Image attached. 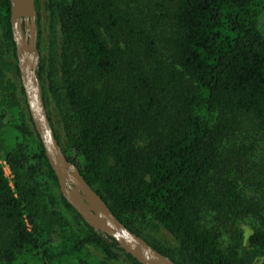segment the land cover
<instances>
[{"label":"trees","instance_id":"trees-1","mask_svg":"<svg viewBox=\"0 0 264 264\" xmlns=\"http://www.w3.org/2000/svg\"><path fill=\"white\" fill-rule=\"evenodd\" d=\"M34 8L49 125L117 219L177 264H264V0H46L57 27L48 44ZM10 18L0 0V63L13 72L0 99V264H140L61 191L47 194L46 180L59 184L20 84ZM57 76L54 93L46 81ZM247 219L257 221L250 233ZM159 228L173 253L147 239Z\"/></svg>","mask_w":264,"mask_h":264},{"label":"water","instance_id":"water-1","mask_svg":"<svg viewBox=\"0 0 264 264\" xmlns=\"http://www.w3.org/2000/svg\"><path fill=\"white\" fill-rule=\"evenodd\" d=\"M9 1L12 35L28 110L46 157L57 177L62 195L93 229L114 239L121 249L140 264H177L127 229L111 212L105 201L85 181L79 170L70 165L61 153L49 125L35 70L37 48L34 0Z\"/></svg>","mask_w":264,"mask_h":264},{"label":"rangeland","instance_id":"rangeland-1","mask_svg":"<svg viewBox=\"0 0 264 264\" xmlns=\"http://www.w3.org/2000/svg\"><path fill=\"white\" fill-rule=\"evenodd\" d=\"M45 3H46V0H38V7L40 10V14L42 16L41 17V19H42V22H41L42 23V39H43V41L47 42V44H48V38L50 36H52V34L54 35V32H55V36H56L57 27H56L55 22H52L49 18H47V16H46L47 14L45 12ZM258 26L263 31V35H264V11L259 16ZM17 64H18V59H17ZM0 66L2 69V70H0V99H1L2 92L5 93L4 87L7 85L9 80L12 81L13 72L6 65H3L0 63ZM18 69H19V66H18ZM16 80L18 81V79L15 76L14 81L16 82ZM57 81H58V76L55 77V80L53 77L52 81H46V87L53 85L54 89H55L53 92L54 93L59 92V87H58L59 85H58ZM20 84H21V78H20ZM21 86H22V84H21ZM54 93H52V92L48 93L50 95V98H48V111L50 114L51 122H52L55 130L58 132V134L60 136H63L62 110H61V108H63V107L59 103L60 100L59 101L53 100V96H55ZM2 164L4 166V170H5L6 175L8 176L9 179H11L12 175H11V171H10L9 167L3 161H2ZM46 181H45V190H46L47 194H49V195L53 194L59 199L60 189L58 188V186H56L54 183H52L49 180H46ZM247 194L249 197H253L255 199V201L256 200L259 201V199H257L258 195L256 194L254 189H250L247 192ZM67 213H68L67 216L72 221L75 229H79L83 232H84V230L86 231V228L84 227V225L82 223H80V221L78 220L76 215L74 213H72V211L71 212L69 211ZM262 214L264 215V210H263ZM255 225H257V221H255L254 219H247L240 224V227L245 231V233H250L253 230L252 228H254ZM147 239L154 245L164 247V248L168 249L171 253L174 252L176 242H175L174 238L166 230H164L162 228L150 231L149 234L147 235ZM221 241H222V244L224 246L228 245L229 239H228V235L226 233H223ZM88 252L91 253L95 259L97 258V260H102L104 258L103 254L96 248L90 247ZM26 259H27V261L23 264H40L38 262H35L34 259L30 260L28 257ZM108 264H128V261L125 259L124 256H121L118 260L109 261Z\"/></svg>","mask_w":264,"mask_h":264}]
</instances>
